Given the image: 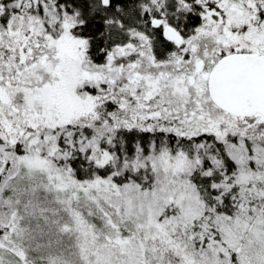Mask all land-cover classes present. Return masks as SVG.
<instances>
[{"label": "snow or ice", "instance_id": "1", "mask_svg": "<svg viewBox=\"0 0 264 264\" xmlns=\"http://www.w3.org/2000/svg\"><path fill=\"white\" fill-rule=\"evenodd\" d=\"M0 264H264V0H0Z\"/></svg>", "mask_w": 264, "mask_h": 264}]
</instances>
